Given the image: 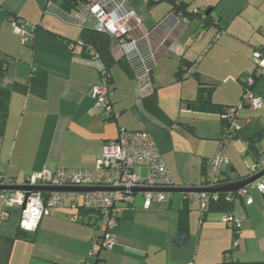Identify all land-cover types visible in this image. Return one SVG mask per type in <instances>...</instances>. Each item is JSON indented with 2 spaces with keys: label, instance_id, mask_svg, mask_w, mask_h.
Returning a JSON list of instances; mask_svg holds the SVG:
<instances>
[{
  "label": "crops",
  "instance_id": "0c3cea01",
  "mask_svg": "<svg viewBox=\"0 0 264 264\" xmlns=\"http://www.w3.org/2000/svg\"><path fill=\"white\" fill-rule=\"evenodd\" d=\"M148 1L129 0V6L141 27L151 32L158 55L150 70L151 85L163 115L150 114L139 84L116 63L110 68L111 105L118 116L108 121L92 96L99 74L80 62L84 55L77 43L82 30L76 20L77 8L65 10L61 0H0V59L7 60L0 88L9 91L0 137L4 178L20 186L33 172L93 167L103 143L125 128L150 133L177 187H199L203 164L216 151L221 122L216 108L193 107L195 79L176 77L182 58L194 61L198 57L201 80L215 85L212 103L239 107L241 129L227 146L229 161L222 179L227 185L247 175L254 159L249 141L258 134L264 151V73L253 86L262 100L257 110L241 105V81L254 69L252 51L264 44V0H177L188 11L207 9L224 28L211 46L216 26L203 27L195 17L184 21L168 0L150 5ZM12 16L36 26L31 40L23 42L22 35L13 30ZM139 31V27L134 29L135 36ZM68 43H74L71 49ZM33 69L46 73L43 92L38 87L16 88L15 84H28ZM168 192L166 201L149 208L143 206L139 193L131 201L117 203L119 219L112 249L98 246L97 215L59 207L43 215L35 231H22L17 237L18 214L12 211L8 219L0 221V245L3 237L13 239L7 264H85L93 262L89 256L93 250L102 264L222 262L233 240L224 212L202 214L196 203L185 201L182 192ZM248 194L251 203L238 196L232 200L231 211L240 219V227L238 247L230 257L236 264H264V191L248 187ZM179 230L188 234L181 246L172 242Z\"/></svg>",
  "mask_w": 264,
  "mask_h": 264
},
{
  "label": "built area",
  "instance_id": "2783aa9c",
  "mask_svg": "<svg viewBox=\"0 0 264 264\" xmlns=\"http://www.w3.org/2000/svg\"><path fill=\"white\" fill-rule=\"evenodd\" d=\"M84 4L76 13V20L82 27H91L105 32L112 38V55L124 58L134 67V79L139 82L147 79L150 70L155 65L156 51L153 47L151 32L141 27L136 13L130 8L129 0H80ZM180 16V15H179ZM13 30L22 35V41L31 40L36 26L21 18L11 20ZM140 28V35L135 36L134 29ZM218 33L215 38H218ZM81 46V41L77 42ZM74 43H68L71 49ZM117 49V52L113 51ZM87 56L80 62L97 70L99 81L92 88V96L97 107L101 109L104 118L115 119L118 114L112 109L110 78L104 63L89 45L86 46ZM117 53V54H116ZM255 76L264 73V45L252 52ZM186 70V67H184ZM247 84L253 83V78H246ZM246 104L250 109L257 110L262 106V100L250 89L243 92L241 105ZM238 106L225 108L219 115L227 120V126L221 133L216 151L207 160L206 173L202 184L197 190L183 192V198L196 203L199 211L208 209L210 203L219 199L222 174L228 164L226 149L232 141L234 132L241 128L238 118ZM145 169L146 172L142 173ZM248 178L261 174L257 179L235 190L227 191L226 201H232L235 196L244 197L247 203L252 199L248 187L259 192L264 191V153L253 160L247 167ZM18 186L11 180L0 175V187ZM27 187H76L82 191H54L39 189H9L0 188L2 209L0 221L11 216L12 211L18 214V227L26 232L36 230L41 217L50 210L67 207L70 210L87 209L97 212L100 236L98 246L101 249H112L115 245L114 230L118 224L119 208L117 203L131 201L132 196L139 193L143 196V206L151 207L154 203L167 200L168 189L177 187L165 166L161 152L147 130L130 131L121 128L114 139L103 143L101 153L96 163L90 168H58L54 171L41 170L26 175L23 184ZM223 220L229 229L237 234L240 219L233 212L223 214ZM238 247L237 238H233L230 249ZM93 262L85 264H102L97 251L90 252ZM224 257H229L227 252Z\"/></svg>",
  "mask_w": 264,
  "mask_h": 264
},
{
  "label": "trees",
  "instance_id": "16d2710c",
  "mask_svg": "<svg viewBox=\"0 0 264 264\" xmlns=\"http://www.w3.org/2000/svg\"><path fill=\"white\" fill-rule=\"evenodd\" d=\"M152 1L157 2V0H149L148 4L150 5L152 3ZM168 1L173 5V8L175 10H177V12H179L180 18L183 19L184 21L188 20L190 17H195L201 21V24L203 27L213 26V25L216 26L215 27L216 32L214 33V35L210 41L209 46H211V44L214 43L218 39V38H215V36L218 33L221 34L224 32V28L221 27L218 20L216 18H214L210 12H207V9L202 10V11H200V10L188 11L187 6L185 5L184 2L177 1V0H168ZM83 4H84V2L80 1V0H61L60 6H61V8L65 9V10H69L72 8H77V10H79ZM15 18H19V17L12 16V19H15ZM80 41L83 44L81 46V48L83 50V55H84L83 58L87 56L86 46L89 45L91 48H93L95 50V52L98 54L101 61L104 63V66H105L107 73L109 75V78H110V87H111L110 68L116 63L118 65H120L121 68L125 72H127L131 77H134L133 65L128 63V61L125 60L124 58H120L118 60L114 59L112 52H111L112 38L109 34H107L105 32L97 31L91 27H82V30L80 33ZM263 45L264 44L260 45L259 47L255 48L254 50L259 49ZM157 57H158V55L156 52V58ZM251 57H252V54H251ZM200 58L201 57H198L194 61H187V60L182 58L179 66H178V69L176 71V77L178 80L186 79V78H194L195 79V81H196V94H195V97L193 98V100H191L194 108H196L197 110H205V111L210 110L212 108L213 109L216 108L218 110V114L220 115L225 111V108L235 106V105L217 106V105L212 103L211 94L215 88V85L213 83H209V82H205V81L201 80V78L199 76V71L197 70V66H198ZM6 66H7V60L6 59H0V75L6 70ZM184 67H186V70L184 69ZM250 75L253 78V83L248 85L246 78ZM258 77L259 76H255V70L254 69L250 74L245 76V78L241 81L242 82V95L246 89H250L253 91V86H254L255 81ZM45 84H46V73L43 71L33 69L28 84L25 86L15 84V87L16 88L19 87L21 90H27L28 88H32V87H38L40 92H43V90L45 88ZM139 88H140V95L143 97V102L146 105V108L148 109L150 114H152L153 116H156V117H161L163 115V112L160 110V108L158 106L157 98H156L154 91H153L154 88L151 85L150 73H149V76L147 79L141 80L139 82ZM8 103H9V91L6 89L0 88V137L3 135V132H4L5 121H6L7 110H8ZM242 105H246V104L244 103ZM238 118H239V116H238ZM105 119L108 121L114 120L113 118H111V119L105 118ZM219 119L221 122V133H223L224 128L227 126V120H224V119L222 120L220 117H219ZM238 132H239V130L237 132L233 133L232 140H234L236 138V136L238 135ZM260 140H261V134H258L255 136V138H253L252 140L249 141L248 150L253 155V158H254L253 160H256L257 157H259V155L264 153V151L260 147V143H259ZM206 169H207V161L203 164L200 185L202 184V181H203L202 179L206 173ZM0 175H2V173H0ZM247 178H248V176L246 175L244 178H241L238 181H243ZM8 179L13 182V180L11 178H8ZM225 184H226V182L223 181V179H221V186L220 187L224 186ZM226 192L227 191H219V199L215 202L210 203L207 210L202 211V212L200 211V212L202 214H204L205 212H207L209 210H219L222 212L231 211L232 201H226L224 199V195L226 194ZM182 194H183V192H182ZM185 201H187V199H185ZM185 210L186 209H184V208L182 210H180L179 216H181V221L183 220ZM80 211H83V213L91 214L94 216L97 215V212H95L93 210H87V209L81 208ZM97 217H98V215H97ZM17 230H18V234L16 236L19 237L20 233L23 230H21L19 227L17 228ZM24 232H26V231H24ZM232 235H233V238H237V236H238V234L234 230H232ZM187 239H188L187 232H185L184 230H179V231L174 233V235L172 237V242L175 245L181 246V245L185 244ZM1 240L3 241V244L0 245V264H7L13 239L3 237V238H1ZM236 249L237 248L231 250L229 248L228 250H226L225 252H227L229 254V257H224L222 262L216 263V264H236L235 260H233V258L230 257L231 253L234 252Z\"/></svg>",
  "mask_w": 264,
  "mask_h": 264
},
{
  "label": "water",
  "instance_id": "95a60500",
  "mask_svg": "<svg viewBox=\"0 0 264 264\" xmlns=\"http://www.w3.org/2000/svg\"><path fill=\"white\" fill-rule=\"evenodd\" d=\"M261 174H257L255 176H252V177L245 179L243 181H240V182L229 183V184L224 185L222 187H218L216 190H218V191H235V190L247 185L248 183L252 182L253 180L257 179ZM0 188L24 189V190L39 189V190H54V191H64V190L82 191V190H85L84 188H76V187L57 188V187H40V186H38V187L12 186V187H0ZM169 190L187 192V191L197 190V188H174V189H168V191Z\"/></svg>",
  "mask_w": 264,
  "mask_h": 264
}]
</instances>
